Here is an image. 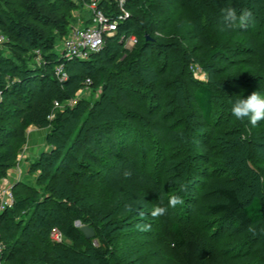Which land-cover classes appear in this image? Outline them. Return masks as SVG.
Listing matches in <instances>:
<instances>
[{"label":"trees","instance_id":"trees-1","mask_svg":"<svg viewBox=\"0 0 264 264\" xmlns=\"http://www.w3.org/2000/svg\"><path fill=\"white\" fill-rule=\"evenodd\" d=\"M80 1L86 4L91 2V0ZM10 2V0H0V27L3 32L10 35L12 41L9 46L11 49L19 54H27V57L21 60L18 65L17 60L10 61L8 56L0 51V93L4 99L7 100L11 94H14L23 100V104H28L32 90L36 88L40 92H45L58 82L54 77V71L62 63L66 67L73 66L86 72L88 78L85 79V82L90 80L94 87L104 84V93L99 102L90 110L88 117H85L76 135L73 131L64 132L63 128L73 120H81L78 108L67 107L64 112L59 113L64 116L54 120L53 132H56L55 136L67 144L54 148L50 153L41 157V161L45 163L48 170L41 165V161L36 164L37 169L42 171L44 180L51 182L47 186V196L41 200L36 193L32 192L29 195L28 192V195H17L18 193L14 191V206L0 214V235L4 246L0 252V264H52L51 260H56L55 258L58 260L59 256L55 253L47 254V259L40 256L43 254H40L39 257L34 255L31 251V243L24 240L27 230H34L30 236L32 235L35 240H38L45 235L50 238L53 228H58L66 238L67 243L55 245V250L61 249L60 251L64 252L65 257L71 256L70 252L73 246L80 245L84 249L79 254L89 255L96 264H123L120 256L116 255L112 249L117 241L113 235L115 231H108L107 227L99 224V215L88 216L85 207H78L74 194L65 186L68 184L67 181L70 183L72 179L82 176L77 171L78 169H105L109 167V161L115 159L124 162L123 164L128 170L127 173H129L128 176L123 175L124 177L119 183L120 188L129 190L130 186L139 185L141 196L144 197V202L151 209L155 206L168 208L166 215L153 219L157 239L166 244L168 248L167 260L173 264H208L211 253L199 230L174 220L169 206L163 200L161 191L148 183L139 184V177L135 174L138 146L142 140L146 139V133L150 131L155 136L167 140L174 134V131L170 129L173 126V121L165 114V104L167 107L170 99L158 105L155 101L154 89L166 87L167 95L171 96L170 102L175 103L183 111L192 109L196 115L193 113L191 115L197 116L198 124H201L202 128L210 131L215 137L218 136V132H222L219 131L221 121H213V117L216 115V100H221L223 110L218 115L230 117L226 123L228 126L226 133L238 137L240 142L247 141V153L243 161L249 174L251 171H255L254 174L251 173L254 183L259 184V178L262 179L263 183L260 185L263 191L264 159L261 160L263 166V170H261L257 167L256 158H259L258 150L264 148L261 145L264 133L262 136H253L252 140L251 138L247 140L248 135L243 123H240L239 127L233 126L235 121L231 107L236 99L233 97L234 93L229 92V87H226L222 82H213L212 77L208 83L196 81L190 71L192 59L189 58L188 50H182L174 43L153 41L149 38V33L169 30V18L176 11L186 12L188 8H192L195 10V14H186L181 28L188 22L194 25V31L197 30L195 40L199 44L201 54L206 55L205 62L201 65L206 69H211L214 68L212 65L214 61L219 58H227L228 54L222 46L212 45L210 41H207L208 38L201 31L207 29L206 17L213 16L216 13L217 4L218 7L219 4H222L237 8L238 15L243 10L250 11L252 14L250 22L253 26L254 18L261 19L259 15H256V11L259 9L264 11V0H232L229 3L224 0H146L144 1L146 3L142 5V0H132L128 4V10L130 13L132 10H142L145 16L143 20L130 14L131 17L120 24L115 37L107 39L105 47L99 53L92 55L87 61L72 62L62 58L57 59L56 38L52 34L46 35L43 29L34 25V22H43V26L52 25L62 34H69L72 31L69 17L59 5L62 3L69 8V11L73 12L76 10L73 1L22 0V9L19 10L12 9ZM202 5L207 11L199 17L196 15V11L203 9ZM100 7L108 14L115 12L111 0L100 2ZM60 12H63V15L60 16ZM221 12L223 13V10H219V13ZM222 21L221 23H223ZM212 23H218V26L224 25L219 23L217 17L211 20ZM228 32L230 35L237 34L242 44L251 46L252 52L245 47H242L241 52H246L247 55L250 52L252 56L248 66L249 71L263 74V77H255L252 86L254 91L264 94V43H261L259 36L245 31L244 28L231 29ZM131 37H136L139 41L133 50L125 46L126 40ZM153 47L160 54L177 53L176 56L181 59L183 71H187L184 80L190 84L193 92L188 90L176 92L178 86L176 89L173 88L176 86L178 77L175 71H168L165 67L161 70L155 68L154 70L157 71H153L155 75L148 76L147 67L143 63L148 62L147 52ZM37 52L41 54L37 55ZM119 58H124V60L122 65L117 66ZM38 60L40 61L38 62ZM110 68L116 70L120 68L121 71H108ZM122 72L127 73L131 82L122 76L118 77V74ZM15 79L17 86H11L10 80ZM78 79L77 76L70 75L68 81L61 85L66 100L72 99L71 87ZM109 79L111 83H108ZM240 79L241 85L248 81L247 76ZM134 82L140 86L139 89L135 87ZM108 89L109 91L112 89V91L107 95L105 91ZM144 100H148V102L145 103ZM146 104L149 108L145 107ZM8 108L11 107L0 105V132L9 130L3 124V119L9 114ZM226 110H230V112H225ZM14 114L18 113L14 111ZM28 124H30L29 120ZM236 124L238 123H235V126ZM253 127L255 128V126ZM16 133H18V137H23L25 128ZM198 144L202 150L209 151L202 138L199 139ZM13 158L16 157L15 148L12 147L0 155V177L3 176L2 170L6 172L10 169ZM231 158L232 153H226L224 161H222L227 169L228 165L232 164ZM56 163H59L58 167L55 166ZM208 165L210 163H207ZM54 168L56 172L53 171ZM236 175L240 180L241 173L238 170ZM72 182L74 183V181ZM218 193L224 201L210 205L209 210L219 216L220 222L246 231L250 226H257L264 221V202L261 197L251 196L248 200L243 201L236 188H221L218 189ZM79 216H84L86 222L90 223V226L95 230L94 239H86L80 228L75 225ZM120 225L117 227L118 231L123 229ZM256 247L260 249L263 258L261 262L254 264H264V233L260 234Z\"/></svg>","mask_w":264,"mask_h":264},{"label":"rangeland","instance_id":"rangeland-1","mask_svg":"<svg viewBox=\"0 0 264 264\" xmlns=\"http://www.w3.org/2000/svg\"><path fill=\"white\" fill-rule=\"evenodd\" d=\"M10 1L12 9H22V0ZM71 1L75 3L76 7L73 12L69 11V8L62 3L59 6L68 15L69 25L73 30L83 28L87 24L92 23V19L95 16L92 5L94 2L103 3L108 0H91L89 4L82 3L80 0ZM144 1L146 0H142L141 5L146 3ZM224 1L229 3L232 0ZM204 5H202L203 9H196L197 16L199 15L200 17L202 13L207 11ZM225 8L227 6L219 4L218 7L217 4L215 8L217 14L214 13L213 16L209 17L205 16L207 29L201 30L208 38L207 41H210L212 45L222 46L228 54L227 58H219L214 61L212 63L214 68L206 69L201 65V63L205 62L206 55L201 54L199 44L195 40L197 30L194 31V25L188 22L181 28L182 22L186 19V14H195V10H192V8H188L186 12L176 11L169 18V30L165 29L160 32L149 33V38L156 42L174 43L180 46L182 50H188L189 58L192 59L190 71L193 78L196 81L208 83L212 77L213 82H222L226 87L228 86L229 92H233V97L237 100L247 98L254 91L252 85L255 77H263V74L251 72L248 69L252 57L250 55V52H252L250 45L242 44L237 34L230 35L229 30L224 29V25L211 24V20L216 17L219 18V23L223 20L221 24H224L223 13H219V10L222 11ZM234 9L237 11V8ZM256 13L261 19L256 20L254 18L252 23L255 24L252 26L249 21L244 29L247 32L250 31L256 34L257 37L259 36L263 44L264 19L262 20V17L264 18V11L259 9ZM130 14L141 20L145 17L140 9L132 10ZM59 15H63V12H60ZM42 23L34 22V25H38L43 29L46 35L52 34L56 38L57 59L60 60L62 58L61 47L70 33L62 34L52 25L43 26ZM1 29L0 27V37H3L5 42L0 45V51L5 53L10 61L17 60L16 62L19 65L21 60L26 59L27 54L14 52L9 46L10 41H12L10 35ZM242 47L250 49L248 55L246 52H241ZM126 48L133 50L135 47ZM36 54L40 55L41 53L37 52ZM147 54L148 62L143 64L147 67L146 73L149 77L155 75L154 72H157L154 70L155 68L161 70L165 67L168 71H175L178 77L176 86L173 88L176 89L178 86V89L175 90L176 92H181L182 90L192 91L190 84H187L184 80L187 71H183L182 62L176 56L177 53L169 52L166 54L165 52L160 54L153 47L148 50ZM123 60L124 58H119L117 66L122 65ZM143 64L141 63V66ZM108 71L120 72L121 69L110 68ZM65 73L68 78L70 75L79 78L71 87L73 95L72 99L69 100H66V96L61 89V85L65 82L61 81L63 75L59 70L54 71V77L58 82L45 92H40L36 88L32 90V94L28 98V104H23V100L14 94H11L6 100L0 93V105L11 107L8 108L9 114L3 119V124L9 130L0 132V155L12 147L15 148L16 157L13 158L9 170H6V172L2 170L3 176L0 177L2 189L12 187L18 193L17 195H28V192L30 195L33 192L36 193L39 199L43 200L48 194L47 186L51 182L44 180L42 171L37 169L36 164L40 163L44 154L67 144L65 141L58 140L55 136L56 132H53L54 120L57 117H63L64 115L59 113L64 112L67 107L78 108L81 120H73L63 128L64 132L73 131L74 135H76L85 117H88L90 110L99 102L101 95L104 93V84L99 87H94L92 84L87 85L85 82V79L88 78L86 72L78 70L76 67L68 66ZM120 76L131 82L127 73H119L118 77ZM243 76H247L248 81L241 85L239 82ZM136 80L138 81V79ZM10 81L9 84L11 86H17L16 79ZM107 81L111 83L110 79ZM134 83L135 87L139 89L140 86H137L136 82ZM154 90V93H156L154 95L156 97L155 101L158 105L169 99L171 101V96L167 95L165 91L166 87L161 89L157 87ZM111 91L108 89L105 93L107 92L106 94L108 95ZM70 100L73 101V104L69 103ZM170 101L167 107L165 104V114L173 121V126L170 128L174 131L173 137L167 140L155 136L150 131L146 133V139L142 140L138 146L135 174L139 177V184L148 183L157 187L168 206L170 196L179 195L183 198V205H178L175 208L169 207L171 214H173L174 220L180 224L196 227L199 230L211 253L208 264H254L261 262L263 256L256 245L260 234L264 233L260 231V229L264 228V221L254 226L257 234L253 235L248 230H240L233 225L220 222L219 216L209 210L210 205L224 201L218 193V189L221 188L238 189L243 201L248 200L251 196H259L264 202V191L260 185L263 183L262 179L259 178V184L254 183L251 173L254 174L253 172L255 171H251L249 174L243 161L247 153V141L240 142L241 140L238 137L226 133L228 129L226 123L230 117L218 115L223 110L221 100H216V115L213 117V121H221L219 131L222 132H218L217 137L212 136L210 131L198 124V118L194 116L196 114L192 109L187 111L180 110L175 103ZM56 102L62 105L59 110L56 109ZM144 102L147 103L148 100H144ZM145 107L149 108L147 104ZM14 111L18 114H14ZM225 112H230V110ZM192 113L194 114L193 116L191 115ZM52 115H54V119L49 120L48 117ZM27 119L30 122L28 125ZM233 120L238 123L236 126L234 123V127H239L240 123H243L248 135L247 140H250V138L252 140L253 136H262L264 133V120L258 122L255 128L247 118L236 121L234 117ZM22 128H25L24 136L18 137L16 132H19ZM200 138L207 144L209 151L200 148V144H198ZM261 145L264 146V140H262ZM226 153H232L230 160L232 164L228 165V169L224 167L222 162ZM258 154L259 158H256L257 167L263 170L261 164V160L264 159L263 147L258 150ZM123 163L115 159L114 161H109V167L105 169H76L82 176L72 179L74 183L67 181L68 184L65 186L74 194L78 207H85V212L88 213V216L99 215V224L105 228L107 227L108 231H115L113 235L117 241L112 249L116 255L120 256L123 264H173L166 258V253L168 252L166 244L161 243L156 237L155 225L153 224L154 218L150 215L152 209L144 202L145 199L141 196L142 192L139 185L135 187L132 185L129 190L120 188L119 183L124 177L123 175H125L124 172L128 171ZM207 163H210V165L207 166ZM44 164L41 161V165L48 170V167ZM57 165L59 163H56L55 166L58 167ZM55 168L53 171L56 172ZM237 170L241 173L240 180L236 175ZM4 173L7 174L5 175ZM117 187L119 188L116 189ZM79 217L76 220V226H90V223H87V220L83 218L84 216ZM138 224L149 225L150 229L141 231L137 228ZM119 225L123 228L121 231L117 230ZM33 231L27 230L24 240L31 243V251L34 255L39 257L40 254H43L40 256L47 259V254L55 253L61 259L58 258L57 260L55 258L56 260H51L52 264H96L89 255L79 254L84 249L82 246H73L70 252L71 256L65 257L64 252L60 251L61 249L55 250L57 243L54 244L55 242L51 240V237L49 238L48 235H45L41 239L35 240V237L30 236ZM42 241H44L43 245ZM48 245L50 246L48 247Z\"/></svg>","mask_w":264,"mask_h":264},{"label":"built area","instance_id":"built-area-1","mask_svg":"<svg viewBox=\"0 0 264 264\" xmlns=\"http://www.w3.org/2000/svg\"><path fill=\"white\" fill-rule=\"evenodd\" d=\"M132 0H111L114 6L115 12L108 14L103 8L100 7V3L94 2V17L92 23L89 25L73 29L64 44L62 45V59L68 62L72 61H87L92 55L99 53L106 45L107 39L114 38L118 32L119 26L122 22L129 19L130 13L128 10V4ZM5 39L0 37V45L4 44ZM138 39L131 37L126 40V47H135L138 45ZM56 70L62 72L61 81L64 83L68 81L66 75V66L64 63L58 65ZM87 85L92 84L90 80H87ZM73 104V101H69ZM56 109L62 108L59 102L55 103ZM49 120L54 119V115L48 117ZM15 204V195L12 187L2 189L0 186V214L6 209L12 208ZM51 240L55 243L61 244L66 242L64 234L58 229L53 228L50 233ZM4 249L2 238L0 235V252Z\"/></svg>","mask_w":264,"mask_h":264},{"label":"clouds","instance_id":"clouds-1","mask_svg":"<svg viewBox=\"0 0 264 264\" xmlns=\"http://www.w3.org/2000/svg\"><path fill=\"white\" fill-rule=\"evenodd\" d=\"M224 13V29H243L247 27L248 22L251 19V12L248 10H243L240 14L232 7H227L223 10ZM232 115L238 119L243 120L247 118L250 123L255 126L261 120H264V94L260 91H253L247 98L237 99L231 107ZM129 173H125L128 176ZM184 200L179 195H172L169 197L168 204L169 207L175 208L178 205H183ZM168 212L167 207L155 206L150 215L153 218L166 215ZM143 215V214H142ZM137 228L141 231H148L150 229L149 225H137ZM253 235H256V228L250 226L248 229ZM264 232V228L260 229Z\"/></svg>","mask_w":264,"mask_h":264},{"label":"water","instance_id":"water-1","mask_svg":"<svg viewBox=\"0 0 264 264\" xmlns=\"http://www.w3.org/2000/svg\"><path fill=\"white\" fill-rule=\"evenodd\" d=\"M80 228L81 232L85 236L86 239L92 240L95 238L96 233L95 230L90 226H77Z\"/></svg>","mask_w":264,"mask_h":264}]
</instances>
